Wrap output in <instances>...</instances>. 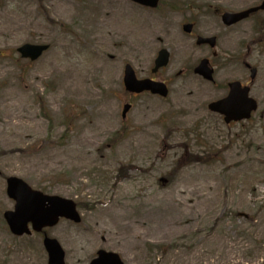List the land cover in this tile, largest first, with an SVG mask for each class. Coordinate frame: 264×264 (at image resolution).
I'll list each match as a JSON object with an SVG mask.
<instances>
[{"label":"rangeland","instance_id":"rangeland-1","mask_svg":"<svg viewBox=\"0 0 264 264\" xmlns=\"http://www.w3.org/2000/svg\"><path fill=\"white\" fill-rule=\"evenodd\" d=\"M260 1L162 0L150 10L129 0H0V264H48L43 236L16 237L4 219L15 209L13 176L78 204L82 223L46 230L66 264H90L100 250L125 264H264V41L256 45L255 29L264 15L221 21ZM195 16L190 37L183 25ZM197 36L218 38L217 58ZM42 43L51 49L37 62L17 53ZM162 49L170 63L153 75ZM243 57L258 69L259 109L227 126L208 105L229 83L250 84ZM205 58L214 83L194 73ZM128 64L139 79L165 82L169 97L128 94Z\"/></svg>","mask_w":264,"mask_h":264},{"label":"water","instance_id":"water-1","mask_svg":"<svg viewBox=\"0 0 264 264\" xmlns=\"http://www.w3.org/2000/svg\"><path fill=\"white\" fill-rule=\"evenodd\" d=\"M43 1V0H39ZM140 5L156 8L159 0H132ZM249 16V12L240 14L238 16L225 15L224 18L227 23L233 24L243 20ZM187 32L191 31V26L185 27ZM210 43L215 46L214 40L200 39L199 45ZM49 49L48 46H33L25 45L19 51L24 58L37 60L42 54ZM169 54L163 51L157 61V66L154 72L159 68L168 64ZM209 62L203 61L196 69V73L203 76L205 79L213 80V71L208 67ZM253 72L252 78L254 79ZM125 86L127 91L132 93H142L144 91H151L154 94L167 96L168 91L165 85L154 83L149 80L139 81L136 78L135 72L131 66L126 67L125 71ZM249 89L240 90V84L232 86V93L228 100L219 101L210 105V110L226 116L227 122L232 120L239 121L250 118L253 111L257 110V103L248 97ZM130 106H125L123 116L126 117ZM8 194L11 198L18 201L15 212H8L5 218L10 226L13 234L23 236L24 234H31L28 229V223L33 224L34 230L40 232L45 227H53L58 224L61 217L67 218L80 223L81 218L76 210V205L72 201H67L59 197L43 196L39 192L32 191L29 186L22 180L11 178L8 181ZM45 247L49 254V264H65V252L57 240L46 238ZM98 258L91 264H124L119 255L100 251Z\"/></svg>","mask_w":264,"mask_h":264},{"label":"flooded vegetation","instance_id":"flooded-vegetation-1","mask_svg":"<svg viewBox=\"0 0 264 264\" xmlns=\"http://www.w3.org/2000/svg\"><path fill=\"white\" fill-rule=\"evenodd\" d=\"M213 12H214V14H217L218 15V11L216 10V11H214L213 10ZM261 13V14H260ZM264 12H258V13H256V14H254L252 17H254V16H259L260 17V15H264L263 14ZM199 18L200 17H194V18H192L191 20H190V22H188V23H190L191 25H193L194 26V29H195V27H196V24H197V22H198V20H199ZM262 30H264V24L262 25ZM194 36V35H193ZM193 36H191L190 35V37H193ZM246 64V63H245ZM244 64V65H245Z\"/></svg>","mask_w":264,"mask_h":264},{"label":"bare ground","instance_id":"bare-ground-1","mask_svg":"<svg viewBox=\"0 0 264 264\" xmlns=\"http://www.w3.org/2000/svg\"><path fill=\"white\" fill-rule=\"evenodd\" d=\"M125 168V167H124ZM125 169H127V168H125Z\"/></svg>","mask_w":264,"mask_h":264}]
</instances>
